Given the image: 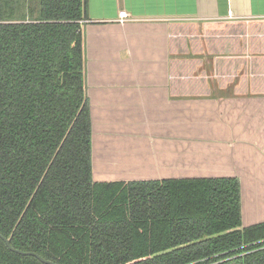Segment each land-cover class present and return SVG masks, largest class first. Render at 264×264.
<instances>
[{
    "label": "trees",
    "instance_id": "16d2710c",
    "mask_svg": "<svg viewBox=\"0 0 264 264\" xmlns=\"http://www.w3.org/2000/svg\"><path fill=\"white\" fill-rule=\"evenodd\" d=\"M84 13L0 0V234L56 264H264L238 178L94 181ZM0 264L44 263L0 237Z\"/></svg>",
    "mask_w": 264,
    "mask_h": 264
},
{
    "label": "crops",
    "instance_id": "0c3cea01",
    "mask_svg": "<svg viewBox=\"0 0 264 264\" xmlns=\"http://www.w3.org/2000/svg\"><path fill=\"white\" fill-rule=\"evenodd\" d=\"M83 33L94 181L238 178L263 223L264 0H85Z\"/></svg>",
    "mask_w": 264,
    "mask_h": 264
},
{
    "label": "water",
    "instance_id": "95a60500",
    "mask_svg": "<svg viewBox=\"0 0 264 264\" xmlns=\"http://www.w3.org/2000/svg\"><path fill=\"white\" fill-rule=\"evenodd\" d=\"M87 92V91H86ZM87 96V95H86ZM0 237L5 241V243H6V245L8 246V248L11 250V251H13V252H15V253H17V254H20V255H23V256H33V257H36V258H38L42 263H44V264H56V263H54V262H52V261H49V260H46L45 258H43L42 256H40L39 254H37V253H33V252H24V251H20V250H17V249H15V248H13V246H12V244H11V239H7V238H5L4 236H2L1 234H0Z\"/></svg>",
    "mask_w": 264,
    "mask_h": 264
},
{
    "label": "rangeland",
    "instance_id": "374dc122",
    "mask_svg": "<svg viewBox=\"0 0 264 264\" xmlns=\"http://www.w3.org/2000/svg\"><path fill=\"white\" fill-rule=\"evenodd\" d=\"M23 5H30V4H33V5H35V4H37V2H38V0H19ZM21 9V11H23L24 10V12H25V9H22V8H20ZM28 9V8H27Z\"/></svg>",
    "mask_w": 264,
    "mask_h": 264
},
{
    "label": "built area",
    "instance_id": "2783aa9c",
    "mask_svg": "<svg viewBox=\"0 0 264 264\" xmlns=\"http://www.w3.org/2000/svg\"><path fill=\"white\" fill-rule=\"evenodd\" d=\"M123 15V17H126V15L125 14H122Z\"/></svg>",
    "mask_w": 264,
    "mask_h": 264
}]
</instances>
